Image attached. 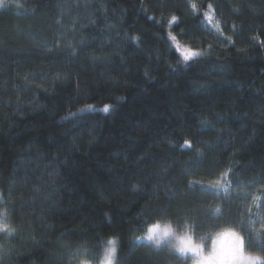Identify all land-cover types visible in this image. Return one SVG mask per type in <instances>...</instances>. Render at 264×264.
Listing matches in <instances>:
<instances>
[{
    "label": "trees",
    "instance_id": "obj_1",
    "mask_svg": "<svg viewBox=\"0 0 264 264\" xmlns=\"http://www.w3.org/2000/svg\"><path fill=\"white\" fill-rule=\"evenodd\" d=\"M0 2V264H190L146 238L185 220L264 251V0Z\"/></svg>",
    "mask_w": 264,
    "mask_h": 264
},
{
    "label": "clouds",
    "instance_id": "obj_2",
    "mask_svg": "<svg viewBox=\"0 0 264 264\" xmlns=\"http://www.w3.org/2000/svg\"><path fill=\"white\" fill-rule=\"evenodd\" d=\"M0 222L7 225L10 230L13 229L6 208H0ZM155 225H158V230L155 233L156 240L163 241L166 237H173L176 248L196 249L195 252L188 251L193 264H264V251L250 248L247 238L242 233L240 234L246 241L247 255L243 257L239 255L238 242L233 236L235 230L231 226H222L196 233L187 220L179 228L172 221L163 226ZM81 264H87V262H81Z\"/></svg>",
    "mask_w": 264,
    "mask_h": 264
},
{
    "label": "snow or ice",
    "instance_id": "obj_3",
    "mask_svg": "<svg viewBox=\"0 0 264 264\" xmlns=\"http://www.w3.org/2000/svg\"><path fill=\"white\" fill-rule=\"evenodd\" d=\"M0 6H6V3L0 2ZM193 7H195V5H193ZM175 19L176 18L173 17V20H175ZM172 39L175 40V37H172ZM203 55L204 54L201 53V52L193 51V50L188 49V48L182 49V57H183V61L184 62L190 61L193 58L201 57ZM109 108H110V106L105 105V107L102 109V111L104 113H108L109 112ZM92 110H93L92 106L89 105L87 107V109H83L82 111H92ZM204 123L206 124L207 121H204ZM185 145L187 147H191V142L190 141H185ZM197 156H199V154H197ZM229 171L224 172L223 176L227 177L229 175ZM193 183H198V182H193ZM220 187H224L226 189L228 187V184L225 183V184L222 185L221 181L218 179V180H215L214 182H210L207 186H203V185L201 186L202 190H204L205 188L219 189ZM258 199H259L258 197L254 198L253 203H255L256 200H258ZM215 211L217 213H219V212H221V209L219 207H217L215 209ZM157 230H158V225L153 224L152 226H150L147 229L146 238L149 241L153 240ZM0 232L5 233L7 236H12L16 232V229L13 227V229L10 230L7 225H5L2 222H0ZM233 236H234L235 241L238 242V249L237 250H238L239 255L241 257L246 256L247 253L245 251V247H246L245 239L243 238V236H241L240 233L235 232V231H233ZM161 242L162 241H159V240L155 239V244L157 246H159L161 244ZM107 243H108L109 246H108V248H107V250L105 252L104 264H114V261H116V257H117V240L115 238H113V239L109 240ZM178 250H179L180 253L185 254V255L188 253V251H193V252L196 251L195 248H187V247H185L183 249L178 248Z\"/></svg>",
    "mask_w": 264,
    "mask_h": 264
},
{
    "label": "rangeland",
    "instance_id": "obj_4",
    "mask_svg": "<svg viewBox=\"0 0 264 264\" xmlns=\"http://www.w3.org/2000/svg\"><path fill=\"white\" fill-rule=\"evenodd\" d=\"M206 14L207 15H206V18H205V24L209 28H211L213 30H217L219 28L220 24H219V21L217 20V18H215V15L212 13L211 10L208 11ZM159 225L163 226L164 224H159ZM235 231H237L238 233H241L237 229ZM153 241H155V237H154ZM162 242L168 244L169 246H172L174 248V250L180 256H182L185 260H187L188 258H190V264H193V261H192V258H191V254H189V253H187L186 255L185 254H182V253L179 252L178 248H176L174 246V238L173 237H166Z\"/></svg>",
    "mask_w": 264,
    "mask_h": 264
}]
</instances>
